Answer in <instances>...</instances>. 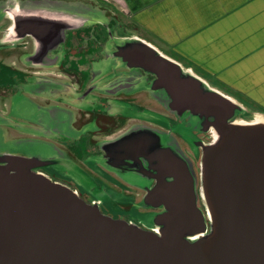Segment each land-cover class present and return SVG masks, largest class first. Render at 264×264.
Masks as SVG:
<instances>
[{
  "label": "water",
  "instance_id": "water-1",
  "mask_svg": "<svg viewBox=\"0 0 264 264\" xmlns=\"http://www.w3.org/2000/svg\"><path fill=\"white\" fill-rule=\"evenodd\" d=\"M45 6L10 14L13 31L38 39L47 29L56 38L109 15L95 3ZM120 53L155 77L171 112L199 121L182 144L171 132L135 126L131 156L111 146V158L132 166L141 204L154 210L151 225L107 214L100 198L84 201L33 172L31 160L1 156L0 264H264V112L144 40Z\"/></svg>",
  "mask_w": 264,
  "mask_h": 264
},
{
  "label": "flooded vegetation",
  "instance_id": "flooded-vegetation-1",
  "mask_svg": "<svg viewBox=\"0 0 264 264\" xmlns=\"http://www.w3.org/2000/svg\"><path fill=\"white\" fill-rule=\"evenodd\" d=\"M54 1L0 0V157L10 156L3 148L11 144L19 151L11 156L33 161V172L70 188L88 203L93 194L100 195L107 214L149 227L151 221L136 219L133 210L144 216L154 210L141 204L144 192L134 183L132 166H120L111 158V146L131 156L127 145L135 126L172 131L182 144L183 135L193 132L199 121L171 112L164 105L167 93L154 88L155 77L130 67L120 51L141 39L211 85L220 84L191 60L177 57L172 48L168 52L155 45L108 0H64L95 3L109 15L71 27L63 36L53 38L44 29L35 39L13 31L10 14L19 16L33 6L42 10L35 6L44 3L48 12ZM242 118L249 116L244 113ZM69 164L83 176L76 179Z\"/></svg>",
  "mask_w": 264,
  "mask_h": 264
},
{
  "label": "crops",
  "instance_id": "crops-1",
  "mask_svg": "<svg viewBox=\"0 0 264 264\" xmlns=\"http://www.w3.org/2000/svg\"><path fill=\"white\" fill-rule=\"evenodd\" d=\"M108 1L112 2L117 8L118 6H124L121 3L122 0ZM125 1L127 7H134L135 9H143L147 5L151 6L154 2L153 0H147L150 2V4H147L146 0H136L137 3L134 4L135 1H132L133 3L131 4L129 0H124L123 2ZM158 1H167L165 4L168 5V8H173V16L178 20L182 18L185 24L183 29L187 34L193 30L192 36H190L192 37L191 41H187V39L185 40L187 41L186 43L183 41V44H179L181 41L178 39V43H174V39L167 35L168 32L159 26L145 27L143 16L140 12L136 13L135 11L133 15H126L128 12L125 11L126 14L124 13L123 15L128 16L140 29L145 27L151 34L156 33L155 37L160 39L163 44L174 51L177 50L179 55L191 60L209 75L213 77L217 75L224 80L226 78V84L227 79H230L228 78L229 73L231 76L234 75L232 65H246L248 62L259 61L264 56V0H175L173 4H171V0ZM209 9L211 11H208ZM170 14L167 13L169 22L172 18L174 19ZM193 24L197 25V29L192 28ZM213 25H225V32L213 33L210 29V35L213 33L216 36L210 37L209 41L211 43L208 45L209 47L202 49L205 51L208 48L214 52L209 54V56H212L211 59L215 60L208 64L206 60L200 58L201 55L199 53H195L197 50L193 47L189 48L188 44L198 45V42H200L201 45L204 40L198 39L196 42L197 38L194 36H203L201 32ZM217 60L218 62H216ZM260 63H262L260 71H264V60ZM219 71H224L225 77L219 75ZM238 84L239 87H242L241 83L238 82ZM227 85L235 87L234 83Z\"/></svg>",
  "mask_w": 264,
  "mask_h": 264
},
{
  "label": "rangeland",
  "instance_id": "rangeland-1",
  "mask_svg": "<svg viewBox=\"0 0 264 264\" xmlns=\"http://www.w3.org/2000/svg\"><path fill=\"white\" fill-rule=\"evenodd\" d=\"M123 1L124 0H122L121 3L125 7L124 6H121V7L118 6V8H117L120 10L122 15L124 13L126 14V12H128L126 15H133L135 11H136V13L140 12L143 16V24H145V27L146 26H149V27L159 26L161 29L168 32L167 35H169L170 37H172L174 39V43H178V39L181 41V43H179V44H183V41H185L187 39H188L187 41H191L192 37H190V36H192L193 30L188 32V34L186 33V31L183 29V27L185 25L184 21H182V18L180 20H178L177 18H175L173 16L174 15L173 8H168V5L165 4V3H167V1L161 2L158 0H153L154 2L152 3L151 6L147 5V7L143 8V9H135L134 7L129 8V7H127L126 1L125 2H123ZM129 1L131 2V4L133 3L132 1H135L134 4L137 3L136 0H129ZM173 1L175 2V0L170 1L171 4H173ZM206 1H208V0H206ZM146 2H148V1L146 0ZM147 4H150V2H148ZM218 6H219V4H218ZM170 11H171V14H170ZM208 11H211V10L209 9ZM167 13L170 14L171 17H174V19L172 18V20L170 22H169V19H167L168 18ZM180 15L182 16V14H180ZM196 24H193V26H192L193 29H197ZM145 27L142 28V31L144 32V34L148 38H150V40H152V42L155 45H157L158 47H160L162 49H164L163 47H165L167 51L170 49V47L168 48V46L163 44V42L160 39L155 37L156 33L151 34V32H149ZM210 27H208L207 30L204 29V32H201V35H203V36H200V35L194 36L197 38L196 42L198 39H201V41L204 40L201 43L202 46L200 45V42H198V45L197 44L196 45H192V44L189 45L188 44V47L189 48L190 47L195 48L197 50L195 53H197V54L199 53L201 55L200 58H202L203 60H206L208 64H211V62L213 60H215V59H211L212 56H209V54L214 53V52L208 48H206V50H205L206 52L203 51L202 49L204 47H209L208 45L211 43V41H209L210 37L216 36V35H213V33L225 32L224 31L225 25H213ZM210 29L213 31V33H211V35H210V32H211ZM182 38H183V40H182ZM187 41H185L184 43H186ZM175 49H176V47H175ZM168 52H170V51H168ZM174 53H176L177 57L181 58V56L177 54V50H175ZM263 60H264V56L261 57L259 59V61L248 62L246 65L245 64L239 65V66L238 65L237 66L232 65V67L234 68V72H233L234 75L231 76V74L229 73L228 78H230V79H227V84H233L234 83L235 87L228 86L226 84V81H225L226 78L224 80L223 78H220L217 75L214 77H211L210 80L218 82L220 85L217 84V86L221 90L231 94L240 103H242L243 105H246L250 111L264 112V86H263L264 71H260V69L262 67V63H260V62H262ZM216 62H218V60ZM214 63H215V61H214ZM223 73H224V71L218 72L219 75H223L225 77V75ZM202 74L205 76L206 75L209 76V74H205L204 72H202ZM236 82H237V85H236ZM238 82L242 84V87H239ZM171 134L174 136V132L171 131ZM3 149L6 152H9L10 155L15 154V153H19V151L14 150V147L11 144H6ZM69 172L72 173L76 179L77 178L79 179V177L83 176V172L80 171L78 167L73 166L72 164H69ZM81 185L87 186V185H84L83 183H81ZM92 197H94V198L98 197L99 198L100 195L93 194ZM133 212L135 213L134 217L137 216L136 219H141L143 221H146L147 219H149V221H152V217L150 214H148L146 216H144L142 214H138L137 213L138 210L136 207H135V210H133Z\"/></svg>",
  "mask_w": 264,
  "mask_h": 264
}]
</instances>
